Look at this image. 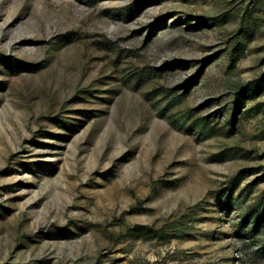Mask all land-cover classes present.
<instances>
[{
	"label": "rangeland",
	"instance_id": "374dc122",
	"mask_svg": "<svg viewBox=\"0 0 264 264\" xmlns=\"http://www.w3.org/2000/svg\"><path fill=\"white\" fill-rule=\"evenodd\" d=\"M0 264H264V0H0Z\"/></svg>",
	"mask_w": 264,
	"mask_h": 264
}]
</instances>
